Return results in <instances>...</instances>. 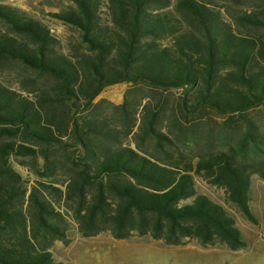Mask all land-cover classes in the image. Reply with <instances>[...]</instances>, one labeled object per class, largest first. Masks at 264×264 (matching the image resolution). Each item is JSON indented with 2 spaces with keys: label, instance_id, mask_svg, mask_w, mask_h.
<instances>
[{
  "label": "trees",
  "instance_id": "obj_1",
  "mask_svg": "<svg viewBox=\"0 0 264 264\" xmlns=\"http://www.w3.org/2000/svg\"><path fill=\"white\" fill-rule=\"evenodd\" d=\"M54 1L68 47L0 2V66L23 70L19 89L0 81V264H64L53 250L70 220L84 238L246 249L196 177L258 223L264 0ZM117 84L121 103L99 99Z\"/></svg>",
  "mask_w": 264,
  "mask_h": 264
},
{
  "label": "rangeland",
  "instance_id": "obj_2",
  "mask_svg": "<svg viewBox=\"0 0 264 264\" xmlns=\"http://www.w3.org/2000/svg\"><path fill=\"white\" fill-rule=\"evenodd\" d=\"M6 4L28 10L44 21L59 37L63 45L69 46L77 33L70 27L54 19L48 13L57 11L51 7L54 0H0ZM23 70L16 65L0 66V81L14 89L20 88V75ZM127 84H117L106 88L99 99L105 98L116 104L123 101ZM14 166L24 177L29 173L14 162ZM200 193L209 196L223 205L235 217L238 227L243 232L248 247L231 251L216 245L203 247L196 240H189L182 246H167L150 237L135 235L129 240H117L110 233H103L92 238H84L78 231L77 224L69 221L68 245L57 242L53 253L64 264H264V181L258 176L252 177L251 206L258 220L252 223L234 206L228 203L223 189L213 186L201 177H196Z\"/></svg>",
  "mask_w": 264,
  "mask_h": 264
}]
</instances>
